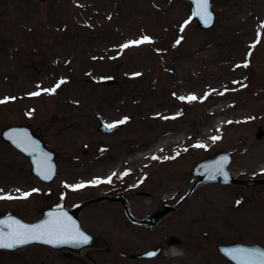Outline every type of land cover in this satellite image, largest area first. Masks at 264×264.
I'll use <instances>...</instances> for the list:
<instances>
[{"label": "rangeland", "instance_id": "374dc122", "mask_svg": "<svg viewBox=\"0 0 264 264\" xmlns=\"http://www.w3.org/2000/svg\"><path fill=\"white\" fill-rule=\"evenodd\" d=\"M212 7L216 21L202 29L187 0H0V100L15 98L0 103V197H14L0 199V215L31 221L46 207L112 194L144 217L176 202L195 165L220 151L232 152L235 176L264 177V0H212ZM145 36L151 42L122 47ZM238 61L247 64L242 81L180 99V90L188 97L197 86L221 87ZM109 76L113 83L102 81ZM61 80L55 93L43 91ZM120 121L115 131L98 128ZM18 124L56 151L53 181L40 180L3 140ZM78 184L85 186L70 187ZM80 218L105 247L0 249V264H234L216 245L264 246V184H200L154 227L133 223L115 201L93 203ZM172 235L181 239L176 255ZM158 244L159 256L132 257Z\"/></svg>", "mask_w": 264, "mask_h": 264}, {"label": "water", "instance_id": "95a60500", "mask_svg": "<svg viewBox=\"0 0 264 264\" xmlns=\"http://www.w3.org/2000/svg\"><path fill=\"white\" fill-rule=\"evenodd\" d=\"M192 3V15L197 19L198 26L202 29L210 28L214 25L216 20V14L213 10L211 0H209V11L212 14V19L210 23H205L200 17L195 15L197 10V4L195 0H189ZM106 83H113L115 78L107 77L102 80ZM115 124V127L110 128V125ZM99 129L104 131H113L121 127L118 123H106L101 122L99 124ZM263 128L260 127L258 137L262 136ZM2 138L7 141L10 145L16 149L23 152L29 157L31 163V170L36 174L41 180L46 182H51L55 179L57 175V161H56V151L50 149L46 146L45 141L37 135L34 130L25 124L13 125L7 127L2 132ZM17 140H22V144L18 145ZM27 148V151L24 149ZM233 160V154L230 151H220L214 156L206 157L200 160L194 167L193 170V181L188 188L187 192L176 202L172 204H165L147 216L139 218L135 216L129 207L127 198L122 195H110L102 194L92 198L83 200L73 206H63L57 205L54 207L44 208L41 212V216L33 221H26L20 215L16 213H7L0 216V229H3L5 235H7L13 227L16 226L15 222H19L24 225H38L45 221L52 222L57 219V217L64 216L69 222H74L78 227L79 231L84 235L89 237L87 244H78L76 242L72 243H56L49 244L45 243L43 240H33L27 244L17 245L13 248H0L16 251L25 246L41 243L44 245L50 246L55 250H69L75 253H80L85 248H102L105 247L106 243L99 236L91 233L87 230L80 219V212L86 206L102 201H119L122 203L126 215L131 221L137 224H143L147 226H155L160 223V221L166 217L169 213L177 210L180 205L193 193L198 185L208 182L220 181L222 183H233V184H244L249 186H256L264 184V177L260 178H240L231 173L229 168L230 163ZM47 164L50 167V170H46L43 165ZM44 175H49L50 179H44ZM181 242V239L172 235L168 238L167 243L178 244ZM218 250L224 254L228 259H230L234 264H260L259 259L257 258L258 254L264 253V246L258 242H245L240 240H234L229 243H219L217 244ZM163 251V245L159 244L154 248H150L144 252L133 253L132 257L135 258H149L156 257L160 255ZM231 253V255H230ZM249 253L255 255H248ZM233 256H236V259H233Z\"/></svg>", "mask_w": 264, "mask_h": 264}, {"label": "snow or ice", "instance_id": "6c2138e0", "mask_svg": "<svg viewBox=\"0 0 264 264\" xmlns=\"http://www.w3.org/2000/svg\"><path fill=\"white\" fill-rule=\"evenodd\" d=\"M197 4V10L195 12V15L200 17L206 24L211 22L212 14L208 10L209 9V0H195ZM151 42L150 37H142L140 40L137 41H131L127 44L122 45L123 48H127L131 45H139L143 43ZM179 43V41H177ZM247 67V64L244 65ZM139 75V74H137ZM65 81L61 80L58 82L53 88L51 89H44V92L47 93H55L56 89L60 87L61 84H63ZM40 92H34L31 93L33 96L40 95ZM9 99H15L14 97L11 98H5V100H0V103H6ZM181 100H189L193 101L198 99L196 96L191 95L188 97H180ZM118 123H124V121H120ZM230 123V122H229ZM116 125H110L109 127H115ZM211 139L215 142L219 137L213 136ZM18 145L22 144V140L14 141ZM195 147L203 148L205 147L204 144H197ZM27 151V148L24 149ZM152 159H158V157L153 156ZM43 167L46 170H50V167L45 163ZM127 174V173H125ZM44 179H50L49 175H44ZM109 178V182H110ZM104 181H92V183H100ZM84 184H78L75 186H70L74 188H82L84 187ZM38 191V190H33ZM31 193H24L23 196L27 197L30 196ZM13 199L14 197L8 196V197H0V199ZM16 226L12 228V230L5 235L3 232V229H0V248H13L17 245L21 244H27L33 240H43L45 243L49 244H56V243H72L76 242L78 244H87L89 241V237L84 235L82 232L79 231L78 227L75 225L74 222H69L65 219L64 216L57 217L55 221L48 222L45 221L38 225H24L20 224L19 222H15ZM231 255V253H230ZM248 255L252 256L255 254L249 253ZM236 256H233V259H236ZM257 258L260 261V264H264V253L258 254Z\"/></svg>", "mask_w": 264, "mask_h": 264}, {"label": "bare ground", "instance_id": "6f19581e", "mask_svg": "<svg viewBox=\"0 0 264 264\" xmlns=\"http://www.w3.org/2000/svg\"><path fill=\"white\" fill-rule=\"evenodd\" d=\"M243 61H238V62H235L233 63L232 67L230 68V73H232L231 75L233 77H231L230 79H226V81L223 82L222 86L221 87H217L218 85L217 84H213L210 88H208V86H205V87H201L199 88V86H197L198 88L196 89L195 91V96L198 97L202 94H206V93H214L215 91L219 90L220 88H224L226 87L227 84H233V83H238L240 81H242L243 79L246 78V74H247V71H246V67L244 66L245 64L242 63ZM242 64V68H238V66ZM242 69V70H241ZM173 73L175 75L176 73V70L174 69L173 70ZM179 96L182 97L183 95H185L186 93L184 92V90H180L179 92ZM227 106V104H224L222 103L219 107H218V113H221L224 108ZM239 114V113H238ZM222 122V120H220ZM237 121V124H240V118H237L236 119ZM87 126V125H86ZM85 126V127H86ZM181 137V136H180ZM160 145H162V143H160ZM159 145V146H160ZM158 148V147H157ZM156 148V149H157ZM242 171V170H241ZM233 173V175H239V173L235 170H232L231 171ZM111 173H114V171H112ZM248 208V207H247ZM245 212H247V209H244V211L240 212L241 215L243 214H246ZM172 255H176L178 254L179 252V249L173 245L172 247Z\"/></svg>", "mask_w": 264, "mask_h": 264}]
</instances>
